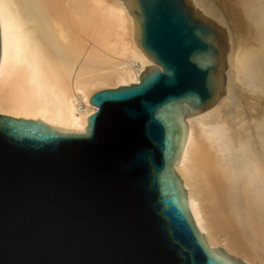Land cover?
<instances>
[{
    "label": "water",
    "instance_id": "1",
    "mask_svg": "<svg viewBox=\"0 0 264 264\" xmlns=\"http://www.w3.org/2000/svg\"><path fill=\"white\" fill-rule=\"evenodd\" d=\"M128 7L155 66L90 96L84 130L0 114V264H245L208 246L176 168L187 119L232 98L227 35L192 0Z\"/></svg>",
    "mask_w": 264,
    "mask_h": 264
},
{
    "label": "bare ground",
    "instance_id": "2",
    "mask_svg": "<svg viewBox=\"0 0 264 264\" xmlns=\"http://www.w3.org/2000/svg\"><path fill=\"white\" fill-rule=\"evenodd\" d=\"M109 1L106 9L118 33L111 42L105 35L101 45L117 54L115 59L101 55L95 46L85 49L84 43L79 44L77 0H0V114L84 130L87 113L96 110L90 96L139 83L143 72L155 64L138 50L137 22L128 0ZM249 3L251 16L261 25L264 0ZM192 4L224 25L203 1ZM260 29L264 36L262 25ZM229 49L227 66L239 75L243 72L244 78H255L261 59L252 63L244 50ZM118 59L124 62L117 64ZM101 61L107 68L92 72ZM225 87L224 95L232 96L231 84L226 81ZM78 96L90 106L86 111H78ZM229 105V98H221L220 104L187 119V140L176 168L187 188L189 210L208 246L226 250L229 257H244L248 264H264V118L254 119L258 113L251 108L229 118ZM245 113L256 128H232L233 119L239 118L242 126L247 123Z\"/></svg>",
    "mask_w": 264,
    "mask_h": 264
},
{
    "label": "rangeland",
    "instance_id": "3",
    "mask_svg": "<svg viewBox=\"0 0 264 264\" xmlns=\"http://www.w3.org/2000/svg\"><path fill=\"white\" fill-rule=\"evenodd\" d=\"M201 1H203V3L206 4L208 7L212 8L215 14L223 20L224 25L220 27L227 35V40L230 46L229 51L232 49L234 50L241 49L242 51L244 50L245 52H247L249 58L250 56L252 57L251 58L252 63L256 62L258 59L259 60L261 59L260 61L258 60L259 63L256 62L257 67L259 68L260 66V69H258L259 72L256 73L255 78H244L246 75H244L243 72L240 73L242 75H239L238 73L234 72L232 66H230L232 68L227 66L226 72L227 71L228 72L226 73V81L227 83L229 82V84H231V88L233 91L231 94L232 98H229V103L231 106L229 105L230 108L228 111L230 114H228V117L231 114L232 117L234 114H236L239 111L241 112L245 110H250L251 108V111L253 113L255 112L258 113L257 117H254V119L258 117H259L258 119H260V115L262 116L261 118H264V106H263L264 105V76H263L264 72L262 73V71H264V68H262L264 67V45H263L264 36H262L261 34L262 30L260 29L261 25L264 28V21L260 22L261 25H259V23L255 20V17L251 16L253 15V13H251V9H249L250 0H201ZM77 4H78L77 23L79 24H77L76 32H77V40L80 41L79 44L81 45V42L84 43L86 46L85 49L95 46L96 51L98 53L100 54L103 53L101 55H106V56L108 55L110 57H113L114 59L118 57L117 54H113V52L108 50L105 47V45L102 46L104 44L103 43L104 40L108 39L110 42L115 40L116 36L114 37V35L118 33V28L115 27L114 23H112L113 21L110 19L108 11L106 9L107 6L111 5V1L77 0ZM99 31L100 33L102 32V35L99 33ZM105 35L107 39L106 37H104ZM98 39H100V42L98 41ZM106 42L107 44L109 43L108 41ZM101 43L103 44L101 45ZM96 45L97 46L100 45L99 46L100 48L97 47ZM122 62H124V60L120 59L116 63L122 64ZM104 64L103 62L96 63L93 66L94 68H92V72L95 71L97 72L99 70L101 71V69L107 68L106 67L107 65ZM234 77L235 79L238 77L237 78L238 81L236 80L235 82ZM230 78L233 80H231ZM258 108L260 109L258 110ZM244 116L245 117L243 118L248 120L247 123L245 121L244 125L242 126V124L239 123V118L238 119L236 118L230 122V125L232 124L231 127L233 128L234 126L235 129H243L244 127L248 126L251 128V130H254L256 128V126L254 125L255 121L249 122L250 120L253 119L249 116L248 113H245ZM238 258L242 259L246 264H248L244 257L238 256Z\"/></svg>",
    "mask_w": 264,
    "mask_h": 264
},
{
    "label": "built area",
    "instance_id": "4",
    "mask_svg": "<svg viewBox=\"0 0 264 264\" xmlns=\"http://www.w3.org/2000/svg\"><path fill=\"white\" fill-rule=\"evenodd\" d=\"M76 107L78 108V111H86L90 106H88L85 102H83L82 98L78 96L75 99Z\"/></svg>",
    "mask_w": 264,
    "mask_h": 264
}]
</instances>
